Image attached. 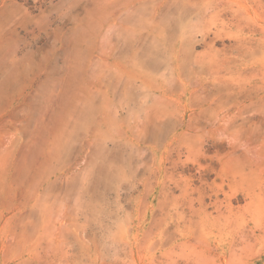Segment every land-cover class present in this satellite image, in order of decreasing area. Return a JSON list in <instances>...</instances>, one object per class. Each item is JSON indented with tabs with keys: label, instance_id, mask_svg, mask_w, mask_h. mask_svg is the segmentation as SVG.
Wrapping results in <instances>:
<instances>
[{
	"label": "rangeland",
	"instance_id": "374dc122",
	"mask_svg": "<svg viewBox=\"0 0 264 264\" xmlns=\"http://www.w3.org/2000/svg\"><path fill=\"white\" fill-rule=\"evenodd\" d=\"M0 264H264V0H0Z\"/></svg>",
	"mask_w": 264,
	"mask_h": 264
}]
</instances>
